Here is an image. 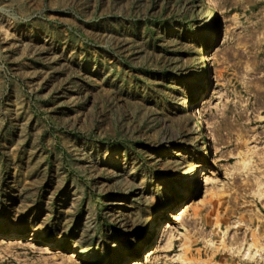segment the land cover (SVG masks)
Wrapping results in <instances>:
<instances>
[{
	"label": "rangeland",
	"instance_id": "rangeland-1",
	"mask_svg": "<svg viewBox=\"0 0 264 264\" xmlns=\"http://www.w3.org/2000/svg\"><path fill=\"white\" fill-rule=\"evenodd\" d=\"M0 225V264H264V0H0Z\"/></svg>",
	"mask_w": 264,
	"mask_h": 264
},
{
	"label": "bare ground",
	"instance_id": "bare-ground-1",
	"mask_svg": "<svg viewBox=\"0 0 264 264\" xmlns=\"http://www.w3.org/2000/svg\"><path fill=\"white\" fill-rule=\"evenodd\" d=\"M206 3H207V5H211V0H204ZM212 8V7H211ZM211 12L214 14V9L212 8L211 9ZM210 15V17L212 16V14H209ZM202 58V60H203V56L201 57ZM191 101L189 102V106L191 105ZM194 115V114H193ZM199 139V138H198ZM200 148H206V151H207V144H206V142H204V144L200 147ZM174 154H176L175 152H174ZM179 196V195H178ZM172 197V199H171V201H172V203L173 204H177V202H178V199L175 197V196H171ZM183 213H184V209H183V207L182 206H179V207H176V209H175V213H174V218L175 219H177V220H181L182 219V216H183ZM162 221V218H161V215H159L158 216V219L157 218H154V219H152L151 221H150V225H149V227H150V229H152L153 231H155V230H157L156 228H157V226H158V224L160 223ZM1 226V225H0ZM17 232L16 231H13V234H16ZM147 235H149V233H147ZM146 246V244H145V242H143V244H142V246L141 247H145ZM74 251L75 252H79V248L77 247V246H75L74 247ZM132 263L131 264H138V262L137 261H135V260H132L131 261Z\"/></svg>",
	"mask_w": 264,
	"mask_h": 264
}]
</instances>
